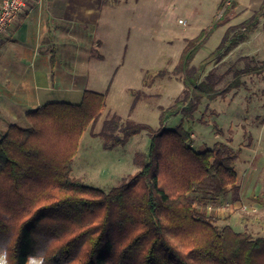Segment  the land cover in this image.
<instances>
[{"label":"trees","instance_id":"trees-1","mask_svg":"<svg viewBox=\"0 0 264 264\" xmlns=\"http://www.w3.org/2000/svg\"><path fill=\"white\" fill-rule=\"evenodd\" d=\"M263 15L264 2L231 26L197 68L191 64L206 35L188 40L176 66L185 92L162 110V123L178 113L192 120L201 99L212 101L241 86L244 71L225 90L203 73L245 41ZM104 105V94L84 91L80 103L45 104L25 116L26 128L13 124L1 136L0 257L6 264L30 258L40 264H264V237L230 225L219 229L195 208L191 194L216 202L238 191L236 155L222 142L194 150L183 123L153 130L113 115L97 135L106 150L141 132L149 136L147 154L134 155L138 170L107 192L71 177L80 139Z\"/></svg>","mask_w":264,"mask_h":264},{"label":"rangeland","instance_id":"rangeland-1","mask_svg":"<svg viewBox=\"0 0 264 264\" xmlns=\"http://www.w3.org/2000/svg\"><path fill=\"white\" fill-rule=\"evenodd\" d=\"M174 2L175 0H153V15L151 18L148 13L147 22L145 13L139 11L136 37L132 34L133 37L128 40L129 49L124 56L123 65L117 71L109 70V66L106 69L108 71L103 72L111 78L106 86L108 92L104 108L92 127V132L98 133L99 125L116 115L123 121L131 120L153 130L161 127L173 129L183 123L184 128L192 133L190 144L196 151L210 149L216 142L228 144L236 155L234 168L238 191H230L216 202L195 194L190 197L195 208L204 211L219 229L230 225L236 232L264 237V126L259 128L264 120V71L263 79L257 85L260 91L253 90L244 95L245 89L239 87L234 90H242L233 98H227L225 91L212 101L201 99L192 120H183L179 113L170 116L164 123L160 119L162 110L184 95L183 75L176 72V66L188 40L201 32L206 35L191 64L197 68L219 46L227 30L241 20L248 19L251 12H246L239 18L228 20V16H223L219 21V17H216L211 22L194 24L189 23L181 10L175 9ZM180 18L187 24H180ZM191 26L195 28L192 30ZM262 53L260 52L259 58L264 55ZM231 62L228 66L226 63L220 66L211 63L203 76L212 74L213 78L218 79L215 88L225 90L227 83L232 80L233 70H236V61L233 63L235 66ZM237 66L241 68L242 63ZM91 74L92 71H89V75ZM233 113L237 115L238 122L242 121L240 117L245 116L249 127L243 128L245 132L237 129L239 135L236 138L233 126L226 130V126L234 120ZM246 130H252V134ZM242 133L244 135L241 137ZM140 134L133 136L126 147L106 150L101 137L89 138V132H84L73 158L71 177L87 186L109 191L122 179L135 173V152L147 154L149 136L143 132ZM139 136L142 139L132 140ZM0 264H6L2 257ZM27 264H40V261L30 258Z\"/></svg>","mask_w":264,"mask_h":264},{"label":"crops","instance_id":"crops-1","mask_svg":"<svg viewBox=\"0 0 264 264\" xmlns=\"http://www.w3.org/2000/svg\"><path fill=\"white\" fill-rule=\"evenodd\" d=\"M220 2L175 0L173 6L186 15L189 23L197 24L211 22L219 16L218 21L221 20L225 10L228 13L224 17L228 16V20L246 12L252 15L264 0H233L219 9ZM232 3L233 8H230ZM139 11L145 13L147 22L148 13L151 18L153 15V0H29L7 33L0 35V138L13 124L26 128L25 116L45 104H78L84 91L104 94L106 101V86L111 77L103 72L108 71L109 66V70L117 71L123 65L129 49L128 40L132 34L136 37ZM194 28L191 26L192 30ZM260 52H264V15L245 41L216 64L228 66L230 61L232 65L236 61V70L227 86L238 72L244 71L240 86L245 89L244 95L253 90L260 91L257 85L263 79L264 71V55L259 58ZM240 63L242 67L238 68ZM89 71H92L91 75ZM242 89H232L227 92V98L235 97ZM240 118L242 121L238 122L233 113L232 119L236 122L232 120L226 126V130L234 127L235 138L239 135L237 129L249 128L246 117ZM96 122L86 130L89 138L98 137L101 131L102 125H99V132H92ZM262 126L264 120L259 128ZM246 131L252 134V130ZM138 139L142 137L132 140Z\"/></svg>","mask_w":264,"mask_h":264},{"label":"built area","instance_id":"built-area-1","mask_svg":"<svg viewBox=\"0 0 264 264\" xmlns=\"http://www.w3.org/2000/svg\"><path fill=\"white\" fill-rule=\"evenodd\" d=\"M28 1L29 0H0V35L7 33L8 28L15 20L17 14L25 9ZM232 1L233 0H225V6L230 5ZM179 23L185 25V21L183 20H179Z\"/></svg>","mask_w":264,"mask_h":264}]
</instances>
